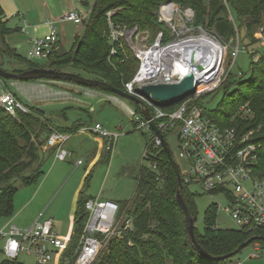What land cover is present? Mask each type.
Masks as SVG:
<instances>
[{
  "label": "trees",
  "instance_id": "16d2710c",
  "mask_svg": "<svg viewBox=\"0 0 264 264\" xmlns=\"http://www.w3.org/2000/svg\"><path fill=\"white\" fill-rule=\"evenodd\" d=\"M168 2L181 8H190L194 12L193 24L205 29L207 33L211 32L217 39L228 41L235 38L236 30L239 34L240 30L245 32L244 37L240 38L242 41L247 39L249 43H245L243 48L247 50L252 46L247 80L238 82L234 91L227 96L231 86L229 76L227 84L219 89L224 94L219 108L212 114L206 112L200 103L201 98L196 103L205 110L212 122L234 127L240 135L253 132L251 142L256 146L257 158L252 172L264 181V46L253 38L254 31L263 24L264 0H94L90 17L87 22H83L82 33L75 38L71 51L51 53L47 59L48 64L42 68L76 70L84 73L88 79L105 82L123 91L124 84L133 78L137 62L131 54L126 57V48H117V55L110 56L113 46L108 40L107 13L112 12V22L116 24L127 28L136 25L156 33L158 28L154 12L160 4ZM228 16L233 18L234 23L228 20ZM2 17L0 7V53L27 63L28 66L14 73L41 69L5 46V37L11 33V29L2 21ZM255 55L259 56L256 61L253 59ZM132 105L143 116L139 106L134 103ZM224 106L226 109L222 111ZM27 108V113L18 112L15 117L0 109L1 216L12 213L11 203L17 186L36 183L43 174L42 167L46 158L42 148L50 133L57 131L71 134L81 128L75 125L71 130L60 129L53 125L42 110L31 106ZM159 155L158 167L162 177L157 180L155 172L141 167L133 199L126 204H118L119 215L131 218V228L112 238L93 264H231V258L213 261L201 256L188 242L184 231V215L175 200L178 191L176 177L165 153L161 151ZM182 194L191 217L196 221L193 195L185 188ZM85 202L81 194L74 218V238L68 242L66 255L78 244L87 218ZM215 211V207H210L204 214L203 235L196 233L194 228L198 245L209 255L218 257L229 254L252 237L264 239V230L227 231L217 228Z\"/></svg>",
  "mask_w": 264,
  "mask_h": 264
},
{
  "label": "built area",
  "instance_id": "2783aa9c",
  "mask_svg": "<svg viewBox=\"0 0 264 264\" xmlns=\"http://www.w3.org/2000/svg\"><path fill=\"white\" fill-rule=\"evenodd\" d=\"M112 15V12L107 13L108 40L113 46L110 56L117 55V48H126L138 62V70L132 80L124 84L123 91L143 103L164 139L167 135L176 134L179 151L175 162L183 188L191 193L192 186H199L205 193L227 196L231 217L238 229L264 230V181L252 172L257 158L256 146L251 142L253 132L240 135L234 127L212 122L196 103L201 94L197 89L193 96L180 101L171 110L137 92L143 85L173 83L182 78L172 73L181 60L169 50L200 37L189 32L188 25L193 27V11L186 8L181 12L171 2L162 4L158 10V22L167 29L161 30L152 44H146V38L137 29L129 30L112 22ZM58 22H74L82 26L83 17L73 10ZM47 25L48 34L32 40L30 58H48L59 42L55 22H48ZM22 31L26 32V26ZM260 40L264 45V35ZM238 49L237 46L233 51V57H236ZM218 84L219 81L207 90L217 89ZM0 109L12 117L18 112H28L27 106L15 94L1 90ZM133 122L136 130H143L149 136L143 159L149 162L148 169L158 175V180L162 177L158 167L159 154L163 151L161 141L151 129L150 120L135 115ZM79 131L105 140V151L108 153L113 151L118 137L99 124L83 126ZM69 137L67 133L52 131L44 147L54 148L55 159L64 161L69 156L64 149ZM182 163L186 164V171H182ZM84 210L87 218L83 230L78 244L68 255V242L56 235L52 219L44 218L42 214L24 228L13 225L11 221L4 225L0 223V264H22L19 259L23 256L32 257L34 264H93L112 238L131 228V218L119 215L120 208L115 202L89 199L84 203Z\"/></svg>",
  "mask_w": 264,
  "mask_h": 264
},
{
  "label": "rangeland",
  "instance_id": "374dc122",
  "mask_svg": "<svg viewBox=\"0 0 264 264\" xmlns=\"http://www.w3.org/2000/svg\"><path fill=\"white\" fill-rule=\"evenodd\" d=\"M93 3L94 0H83V4H78L77 10L83 17V22H87V20L89 19ZM161 5L162 4H160L159 7ZM179 8L181 12L185 11V8ZM158 10L154 12L156 18L155 23L157 24L158 28V31L156 33L151 32L150 30H148V28L141 29L136 25L128 28L129 30L137 29L136 31L141 36L146 38V44H152L158 33L161 30L167 29L165 25L158 22ZM228 18L229 21L234 23L233 18H231L230 16H228ZM192 26L193 27H191L189 24L188 28L190 30L189 32L194 36L201 37L202 33H205L208 38L212 39L211 32L207 33L205 29L196 26L193 23ZM205 28L207 30H210L207 27ZM244 33L245 32L243 30H240L239 34V31L236 30L235 38L228 41L215 38L218 41L217 42L216 40L212 39L216 41L223 49L221 64L217 65L218 68L213 72L215 73L217 71L218 75L220 76L221 71L219 84L217 86V89L212 91L205 89L206 83H203L201 86L199 85L197 88V92L199 91L201 93L200 103L204 106L206 112L209 114L214 113L217 108H219L218 106L224 95L223 91L219 89L223 88V86L227 84V80H229L230 77L231 86L228 90L229 92L227 93V96H229L234 91L235 86L238 82L245 81L248 78L249 67L252 61L250 55V49L252 46L248 47L247 50L243 49L245 43H249V41L245 38L243 39V41L241 40L240 36L243 38ZM261 35H264V18L261 28L257 29L253 33V38L258 42V44L263 42L260 40ZM212 37H215L214 34ZM6 40L7 39H5V42ZM72 40L69 44L64 45L65 51L71 49ZM0 45L2 46L1 42ZM6 45L10 50H14L15 52L17 51V55L21 56L23 59L29 61L31 64L37 67L42 68L48 64L47 59L30 58L27 54L28 52H23L21 47H12L10 42H6L5 46ZM237 46L239 48L237 55L236 57H233L232 53L233 51L235 52ZM3 51L6 50L4 49ZM129 54L130 53L128 51L126 57H130ZM258 58L259 56L257 55L253 57L254 61H256ZM27 67V63L12 59L9 55L0 53V68L4 71L14 73L21 69H26ZM137 70L138 62L136 63L135 73ZM64 72L74 73L86 78V75L84 73L78 72L76 70L66 69ZM201 81L203 80L201 79ZM14 82L20 81L0 79V90L2 92H12V84ZM225 109L226 106L223 107L222 111H224ZM109 114L110 113L107 112H100L97 115L98 121L100 122L101 119L107 120L108 116L112 115ZM112 124L110 123L112 127H116L118 129L115 132H108L110 134L117 135L118 137L116 138L113 151L109 153L111 157L108 165L106 163H102L100 165V162L97 161L98 164L93 169L94 171L91 176L84 178V166L82 168L75 169L73 164H66L65 167H63V170H59L60 172L64 171V173H66L64 180L61 181V179L57 180V177L54 179V171L49 176V171L53 167V158L50 156L45 161L42 167L43 174L40 176L36 183L30 184L28 186H17L18 188L13 194L11 203L12 213L8 216L1 217V225H4L6 222L11 221L13 225L19 228H24L27 227L29 219H31V217L39 216L40 214H42L44 218H53L54 232L56 231L57 233H55L58 234V236L63 241L70 242L72 238H74V223L67 221L66 211L70 209H77V203L80 197V193L85 191L87 195L90 194L93 197L98 196V194L100 193L103 194L100 197L101 199L103 197L105 198V195L107 194V199L110 201L119 203L130 202L135 194V189L137 186V176L134 178V180H132L122 173V168L130 167L131 169H134L136 171H139L140 167L148 169L149 162L147 160H144L143 157L145 155L146 145L149 141V136L143 130H135L132 127L131 122L128 121L127 118L120 117L118 118V121L114 120ZM99 125L102 127L101 124ZM165 139L167 141L173 160H176V155L179 151L176 134L174 133L171 135H167ZM73 143L76 145H80L81 148L78 150L80 152L83 151L84 148L85 150L89 151L94 148V145L88 142L85 146H82V144L77 140ZM78 158L82 159L81 157ZM181 165L183 166L182 171H186V164L182 163ZM66 170L67 172H65ZM107 171H110V173L109 175L105 176V173ZM51 181L55 182L54 186L60 184V187L57 188L56 192L52 195L51 193H53V188L48 187ZM78 187L81 188L82 192L80 190L79 192L77 191ZM190 190L191 194L193 195L192 202L197 213L196 221L194 224L196 233H198L199 235H203L205 227L204 214L210 207H215L216 209L215 225L217 228L227 231L238 230L236 223L231 217L230 200L227 196H224L222 194L205 193L199 188V186H192ZM19 261L22 264H34L32 257L23 256L20 257ZM230 261L231 264H264V242L252 243L242 252L231 257Z\"/></svg>",
  "mask_w": 264,
  "mask_h": 264
},
{
  "label": "crops",
  "instance_id": "0c3cea01",
  "mask_svg": "<svg viewBox=\"0 0 264 264\" xmlns=\"http://www.w3.org/2000/svg\"><path fill=\"white\" fill-rule=\"evenodd\" d=\"M82 1L83 0H0V7L3 12L2 21L6 22L11 29V33L5 37V39H7L6 42H10L12 47H21L23 52H28L27 54H29L32 49V40L46 36L49 31L47 24L48 22L53 21L55 22L59 36V42L54 47L53 52H70L75 42V38L79 37L82 33V27L74 22H58V20L73 10L80 14L77 7ZM24 26H26V32L22 31ZM71 40V49L65 51L64 45L69 44ZM12 88V93L15 94L23 104L42 110L52 121L53 125L60 129L71 130V127L75 125L81 126L82 128L86 125L101 124L105 130L115 132L118 128L112 127V125H114L112 122H114V120L118 121V118L120 117L127 118L135 129L133 122L134 116H140V114L136 112L132 103L127 100L114 94L80 87L71 83L43 80L27 82L20 81L14 82ZM100 112H107L112 115L109 114L110 116H108L107 120L101 119L99 122L97 115ZM110 123L112 125H110ZM79 130L80 129L69 134L70 137L64 145V149L69 153V156L64 161H58L55 159L54 148H42V154L46 160L50 157V153L53 151V155L51 154V157L53 158V167L49 171V176L54 171V179L57 177V180H64L66 173H64V171L60 172L59 170H63V167H65L66 164H73L75 169L84 166V178L91 176L94 171L93 169L98 164L97 161L100 162V165L102 163L108 165L111 156L105 151V140L90 133L80 132ZM76 140L79 141L82 146L87 145V142L92 143L94 148L90 151L85 150L84 148V150L80 152L78 151L81 148L80 145L73 143ZM78 157H81L82 159H79ZM139 171L131 169L130 167L122 168V173L132 180L138 176ZM65 172H67V170ZM109 173L110 171H107L105 176L109 175ZM54 183L55 182L51 181L48 186L53 188V193H51V195L60 187V184L54 186ZM79 190L82 192L80 187H78L77 191L79 192ZM81 194H83V197L86 200H108L107 194L105 195V198L103 197L102 199L100 197L103 194L100 193L95 197L90 194L87 195L85 191L80 193V195ZM115 203L120 205L128 202ZM73 210L75 211L76 209L66 211V219L72 223H74L76 212ZM36 217L37 216L29 219L27 227L32 224ZM45 218L52 219L54 226L53 218ZM56 235L58 236V234Z\"/></svg>",
  "mask_w": 264,
  "mask_h": 264
},
{
  "label": "water",
  "instance_id": "95a60500",
  "mask_svg": "<svg viewBox=\"0 0 264 264\" xmlns=\"http://www.w3.org/2000/svg\"><path fill=\"white\" fill-rule=\"evenodd\" d=\"M187 58H189V64L193 65V58L196 56V51L189 49L186 53ZM186 59V57H185ZM186 61V60H185ZM199 69L200 66H197ZM0 79L6 80H16V81H58L71 83L80 87L96 89L102 92H107L110 94H114L124 100L137 104L140 108V111L143 117L146 120H150V126L153 132L158 136L161 141L163 152L165 153L171 167L173 173L176 177L178 191L175 196L176 204L179 209L182 211L184 215V231L188 242L191 244L192 248L198 252L201 256L213 260V261H221L229 259L244 249H246L249 245L256 241H264L263 238L260 237H252L248 239L246 242L240 244L233 252L226 254L224 256L213 257L205 252L197 243L195 234H194V224L195 220L191 217L186 201L183 197L182 190L183 185L181 182V176L179 173L178 165L173 160L170 149L165 142L164 137L159 134L154 123L151 121V116L149 111L145 108L143 103H141L138 99L133 96L128 95L122 90L116 89L105 82L99 80H91L88 78H84L74 73L64 72V71H56L52 69H32L22 73H11L6 72L0 68ZM201 84V80L199 81L192 73H189L182 77L178 82L167 83V84H152V85H143L141 86L137 92L144 97L151 98L154 101L160 103L164 108L173 107L180 101L187 99L193 96L196 93L197 87Z\"/></svg>",
  "mask_w": 264,
  "mask_h": 264
},
{
  "label": "bare ground",
  "instance_id": "6f19581e",
  "mask_svg": "<svg viewBox=\"0 0 264 264\" xmlns=\"http://www.w3.org/2000/svg\"><path fill=\"white\" fill-rule=\"evenodd\" d=\"M212 39L202 34L200 39L198 38L194 41L182 43L183 45L171 48L169 50L170 53L179 56L181 60V63L172 69L173 75L180 78L192 73L199 81L201 79L203 80L201 81L200 86L203 83H206L205 89H209L211 86L217 84L220 80L221 71L220 76L217 71L215 73L213 72L218 68L217 65L221 64L223 49ZM189 49L196 51V56L193 58V65L189 64V58L186 56ZM197 66H200L201 68L199 69Z\"/></svg>",
  "mask_w": 264,
  "mask_h": 264
}]
</instances>
